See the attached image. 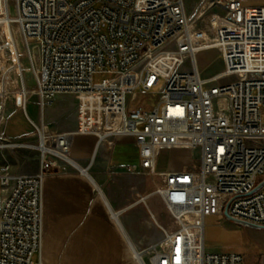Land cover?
<instances>
[{
  "label": "built area",
  "instance_id": "obj_1",
  "mask_svg": "<svg viewBox=\"0 0 264 264\" xmlns=\"http://www.w3.org/2000/svg\"><path fill=\"white\" fill-rule=\"evenodd\" d=\"M0 25L17 26L22 45L0 26V75L18 52L34 85L14 98L30 132L1 131L0 147L34 149L38 162L34 173L0 164V264L33 263L42 245L43 179L75 169L76 135L95 136V153L106 151L102 188L109 185L123 211L145 205L160 230V239L137 250L142 264H245L241 253L205 250V219L226 210L264 226V183L255 189L264 178V5L197 0L190 12L185 0H0ZM208 48L221 52L224 69L202 79L195 55ZM97 72L111 76L93 82ZM33 93L36 118L27 108ZM58 94L74 96V130L45 121ZM139 94L154 101L136 102ZM126 135L137 162L119 171L109 153ZM172 149L198 150L197 168L158 170L160 152ZM151 197L161 201L158 213Z\"/></svg>",
  "mask_w": 264,
  "mask_h": 264
},
{
  "label": "crops",
  "instance_id": "obj_2",
  "mask_svg": "<svg viewBox=\"0 0 264 264\" xmlns=\"http://www.w3.org/2000/svg\"><path fill=\"white\" fill-rule=\"evenodd\" d=\"M16 108L12 106L8 112ZM8 112L3 119V134L9 138L26 135L10 137L6 134ZM75 113L74 96L58 94L46 107L44 118L56 130H74ZM32 117L36 118V115ZM96 141L93 135L74 136L70 155L76 161L72 163L75 169L66 172L51 170L45 175L42 186L43 239L40 251L33 255L32 264H134L128 251L137 254L143 245L160 239L161 232L149 220L145 205L138 204L123 211L124 203L110 193L109 185L106 189L102 188L105 174L99 166L103 162L101 156L105 158V155L103 148L95 153ZM122 146L127 152L122 153ZM109 156L115 159L114 166L119 171L125 165L136 163L137 149L133 138L127 135L117 138ZM35 158L36 161L29 160L31 167L28 171H20L13 164H10L11 169L17 173H34L38 165L37 155ZM90 160L94 167L89 171ZM185 167V163H172L158 170ZM96 186L102 188L103 193L97 191ZM148 205L154 213H158L162 207L158 197H151Z\"/></svg>",
  "mask_w": 264,
  "mask_h": 264
},
{
  "label": "rangeland",
  "instance_id": "obj_3",
  "mask_svg": "<svg viewBox=\"0 0 264 264\" xmlns=\"http://www.w3.org/2000/svg\"><path fill=\"white\" fill-rule=\"evenodd\" d=\"M185 1L187 4V9L192 12L197 0ZM242 2L246 5H264V0H242ZM9 30L11 31L12 41L17 43L18 49L21 51L22 45L17 26L12 25V27H9ZM2 31L5 32L7 40L10 41L9 36H7V27L1 26V32ZM1 39H3V37ZM195 60L199 71V76L202 79L209 78L210 76L212 77L224 69L223 57L217 48H208L199 51L195 55ZM22 63L24 69H26L27 66L24 57L22 58ZM19 66L20 62L13 60V67L9 69L7 67L6 70L0 75V95L4 96V94L7 93L5 108L0 112V132L2 131L3 119L5 118L6 113L10 107L15 106V95H19L17 92L21 91L25 85H28L30 89L34 88L31 73L26 70L22 72ZM110 76L111 75L108 73L97 72L93 75V82H100L102 79L109 78ZM159 85L153 90H157ZM210 86H212L211 83L205 85L206 88ZM28 99V112L31 116H35L36 104L34 102L36 101V95L34 93L30 94ZM139 101L151 103L154 101V99L153 97H144L143 94H139L136 102ZM136 102H134V104ZM7 120L5 132L8 136L13 137L23 133H29L28 131L30 130V125L28 124L25 114L20 107L11 109L8 112ZM51 125L53 126L54 123L51 122ZM22 141L23 139L19 140V142ZM0 144L5 143L0 141ZM122 147V153L127 152V149L124 148V146ZM103 154L106 155L104 150ZM36 155V150L24 146L0 147V163L13 164L20 171H28V169L31 167L29 160L32 159V162L36 161ZM198 157V150H196L193 154H191L189 150H162L158 158V169L167 168L172 163H185L186 167L184 169L190 166L197 168ZM101 160L103 162H101L99 167L102 173L105 174V158L101 156ZM114 160L115 159H111V163L113 165H115ZM93 167L92 160H90L88 163L89 171L93 169ZM70 170L74 169L70 168ZM167 216L168 215H162L161 217L168 221ZM146 246L147 245H143L141 249L145 248ZM205 250L207 252L234 251L243 255L245 264H264V230L235 223L224 216H207L205 219Z\"/></svg>",
  "mask_w": 264,
  "mask_h": 264
},
{
  "label": "water",
  "instance_id": "obj_4",
  "mask_svg": "<svg viewBox=\"0 0 264 264\" xmlns=\"http://www.w3.org/2000/svg\"><path fill=\"white\" fill-rule=\"evenodd\" d=\"M263 183H264V178L256 185L255 189L260 187ZM223 216L226 217L227 219L235 222V223H238V224H241L244 226H248V227H252V228H256V229H263L264 230V226L257 225V224L251 223V222H247L245 220H241V219L232 217L231 215H229V213L226 210L224 211Z\"/></svg>",
  "mask_w": 264,
  "mask_h": 264
},
{
  "label": "bare ground",
  "instance_id": "obj_5",
  "mask_svg": "<svg viewBox=\"0 0 264 264\" xmlns=\"http://www.w3.org/2000/svg\"><path fill=\"white\" fill-rule=\"evenodd\" d=\"M2 26V25H1ZM10 27H12V26H10ZM7 36H9V38H10V41H12V38H11V31L9 30V28H7ZM16 54H17V57H15V55H13V60L14 61H19V59H18V53L17 52H15ZM26 86V85H25ZM25 86H23V88L25 87ZM23 88H22V90H23ZM21 90V91H22ZM87 173V172H86ZM93 181V180H92ZM94 183V182H93ZM43 239V238H42ZM128 253H129V255H132V259H133V261H134V264H142V262H141V260H140V256H139V254H135L134 253V255L133 254H130V252L128 251Z\"/></svg>",
  "mask_w": 264,
  "mask_h": 264
}]
</instances>
